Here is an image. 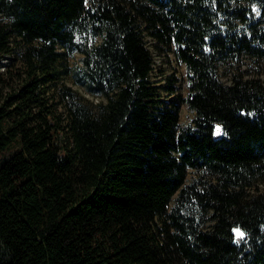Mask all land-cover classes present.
<instances>
[{
	"label": "trees",
	"instance_id": "obj_1",
	"mask_svg": "<svg viewBox=\"0 0 264 264\" xmlns=\"http://www.w3.org/2000/svg\"><path fill=\"white\" fill-rule=\"evenodd\" d=\"M253 1L0 0V61L23 46L25 74L0 88V264H264V80H220L264 59ZM79 32L104 101H49ZM149 44L184 65L185 98Z\"/></svg>",
	"mask_w": 264,
	"mask_h": 264
},
{
	"label": "rangeland",
	"instance_id": "obj_2",
	"mask_svg": "<svg viewBox=\"0 0 264 264\" xmlns=\"http://www.w3.org/2000/svg\"><path fill=\"white\" fill-rule=\"evenodd\" d=\"M243 1L242 3H246ZM256 0L252 2L253 5L256 4ZM84 32L77 33L76 41L79 46H74L67 50V57L63 60L62 65L59 70L62 74L58 76V79L53 83L48 84L43 91L45 92L46 98L49 101L57 102L58 93L62 85L65 84L70 87L73 91L78 92L86 100L98 102L104 101V98L92 94L88 90L86 80L83 77V72L81 69L85 66L84 59L86 57L85 52L86 46L88 44L87 35ZM96 41L99 39L96 38ZM154 59H155V70L153 73V79L157 81H163L165 78L173 73L181 80L177 83L178 93L182 98L186 97V73L184 65L175 60L171 52H163L161 49L149 44ZM24 51L23 46H17L15 43L12 44V54L1 59L0 72L3 74V84L1 85V90L5 94L12 93L14 89L18 87L21 82V77H23V65L21 61V54ZM83 64V65H82ZM240 75L244 79L259 77L264 80V59L242 56L239 60L229 61L220 69V80L230 85L232 84L233 78ZM172 97V96H171ZM61 110V106L57 104L56 106ZM195 118L193 112H191L187 106L180 102V124L183 127L190 125ZM221 135V134H219ZM216 135L215 136H219ZM198 177V179H197ZM188 182L195 181H205V176L203 174H193L190 173L188 177ZM258 188L264 189V182L258 185ZM237 235V233H236Z\"/></svg>",
	"mask_w": 264,
	"mask_h": 264
},
{
	"label": "snow or ice",
	"instance_id": "obj_3",
	"mask_svg": "<svg viewBox=\"0 0 264 264\" xmlns=\"http://www.w3.org/2000/svg\"><path fill=\"white\" fill-rule=\"evenodd\" d=\"M253 8L255 9V5H253ZM248 115H250V113H248ZM214 134H216V135L222 134V128H221L220 125H216V126H215V132H214ZM234 232L237 233V235H238V237H239L240 239H242V238L246 235V233H244V232H243L242 230H240V229H234Z\"/></svg>",
	"mask_w": 264,
	"mask_h": 264
}]
</instances>
